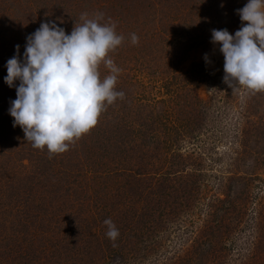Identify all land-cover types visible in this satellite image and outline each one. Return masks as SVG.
<instances>
[{"label":"rangeland","instance_id":"rangeland-1","mask_svg":"<svg viewBox=\"0 0 264 264\" xmlns=\"http://www.w3.org/2000/svg\"><path fill=\"white\" fill-rule=\"evenodd\" d=\"M246 3L0 0V264H264V92L228 87L211 41L212 29L248 23L236 11ZM97 11L125 36L109 54L125 98L50 158L13 126L6 62L41 22L70 34ZM121 114L128 134L116 131Z\"/></svg>","mask_w":264,"mask_h":264},{"label":"clouds","instance_id":"clouds-1","mask_svg":"<svg viewBox=\"0 0 264 264\" xmlns=\"http://www.w3.org/2000/svg\"><path fill=\"white\" fill-rule=\"evenodd\" d=\"M236 11L248 23L234 34L227 28L211 30V41L224 56L223 81L233 91L241 86L253 93L264 92V0H247ZM88 17L82 13V22H76L70 34L55 20L41 22L26 37L23 58L17 44L16 54L6 62L4 80L16 88L8 109L13 126L22 128L32 147L46 148L50 158L67 151L98 124L107 106L125 98V92L116 88L122 69L109 55L125 36L116 31L111 17L105 21L102 11ZM130 39L133 45L139 42L136 33ZM204 59L210 62L207 54ZM101 65L108 75L101 76ZM103 224L116 247L118 227L111 218Z\"/></svg>","mask_w":264,"mask_h":264},{"label":"trees","instance_id":"trees-1","mask_svg":"<svg viewBox=\"0 0 264 264\" xmlns=\"http://www.w3.org/2000/svg\"><path fill=\"white\" fill-rule=\"evenodd\" d=\"M122 116H116V118H117V120H116V123L120 126L116 131L117 132H120V133H126V134H128L129 132H131L132 131V125H133V123H132V121H130L131 119H126L127 117H126V115L125 114H121ZM151 121L148 123V124H144V123H139L140 124V126H142V127H144V126H147L149 129L146 131V133L147 132H153V130L155 129V130H157V127L156 126H154L153 124H154V120H155V118H154V116H151ZM154 126V127H153ZM180 133V134H179ZM178 134L179 135H177L176 134V136H180L181 134H184V133H181V132H178ZM150 135V134H149ZM152 136V135H151ZM182 137H186V138H188L189 140V142H194V141H192V140H195L196 138L198 139V135H196L195 133L194 134H184ZM143 146V145H142ZM141 147V146H140ZM142 170V169H141ZM138 171H140V168H138ZM140 180V179H139ZM186 198H188V197H186ZM210 227V226H209ZM213 228V227H212Z\"/></svg>","mask_w":264,"mask_h":264}]
</instances>
